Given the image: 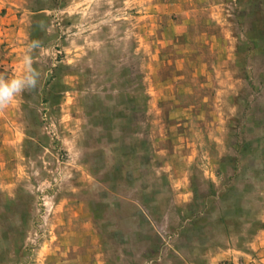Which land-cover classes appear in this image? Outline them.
I'll return each instance as SVG.
<instances>
[{
	"label": "rangeland",
	"instance_id": "obj_1",
	"mask_svg": "<svg viewBox=\"0 0 264 264\" xmlns=\"http://www.w3.org/2000/svg\"><path fill=\"white\" fill-rule=\"evenodd\" d=\"M26 54L0 264H264V0H0Z\"/></svg>",
	"mask_w": 264,
	"mask_h": 264
},
{
	"label": "clouds",
	"instance_id": "obj_2",
	"mask_svg": "<svg viewBox=\"0 0 264 264\" xmlns=\"http://www.w3.org/2000/svg\"><path fill=\"white\" fill-rule=\"evenodd\" d=\"M35 43L29 45V52L35 48ZM24 71L20 76L5 78L0 75V114L17 101L25 92H32L39 85L40 73L33 67L31 55L23 57Z\"/></svg>",
	"mask_w": 264,
	"mask_h": 264
},
{
	"label": "crops",
	"instance_id": "obj_3",
	"mask_svg": "<svg viewBox=\"0 0 264 264\" xmlns=\"http://www.w3.org/2000/svg\"><path fill=\"white\" fill-rule=\"evenodd\" d=\"M260 245H263L262 243L261 244H259V243H256V244H254L253 246H254V249H256V250H260V248H262V246L260 247ZM260 255L261 256H264V251H260ZM222 258L223 257H225V256H221Z\"/></svg>",
	"mask_w": 264,
	"mask_h": 264
}]
</instances>
